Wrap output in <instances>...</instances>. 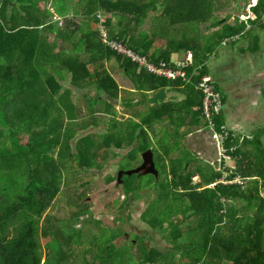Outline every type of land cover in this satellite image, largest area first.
I'll list each match as a JSON object with an SVG mask.
<instances>
[{
	"label": "trees",
	"instance_id": "trees-1",
	"mask_svg": "<svg viewBox=\"0 0 264 264\" xmlns=\"http://www.w3.org/2000/svg\"><path fill=\"white\" fill-rule=\"evenodd\" d=\"M213 1L78 0L72 9L78 20L61 22L49 8L50 0H0V264H64L62 236L53 238L47 213L65 177L70 172L75 175V166L103 169L104 163L98 161L103 147L129 149L125 159L131 161H142V155L153 149L160 175L148 188L157 198L142 218L166 234L168 247L162 251L140 237L130 247L118 248L119 235L103 233L85 250L83 264H264V129L251 139L230 132L225 144L235 161L233 169L228 168L229 178L240 175L243 185L223 183L224 172L183 142L188 134L207 126L202 116L204 98L196 90L199 79L209 74L207 63L224 43L241 35L257 39V27L264 25V0H258L251 6L255 19L217 20L212 35H188L187 23L199 27L202 16L214 17ZM55 4L59 15L64 9L71 11L63 2ZM157 11L162 13L153 16ZM101 13L120 18L119 29L111 19L106 21L111 39L156 63H171L173 54L190 50L193 64L187 71L190 76L198 74L188 84L169 81L117 55L103 43ZM170 21L175 29L182 24L179 39L169 32ZM158 40H165L167 47L156 48ZM113 58L135 80V92L121 89L107 69ZM64 73L73 88L94 89L95 98H86L85 106L77 104L73 88L61 84ZM168 89L187 98L153 104L149 93ZM115 100L123 101L130 118L115 117L104 134L76 139L97 126L96 106L116 116ZM215 121L222 131L224 112ZM195 176L199 183H194ZM124 180L121 186L118 180L117 186L128 195L121 213L141 187ZM84 199L80 193L69 202L78 208L73 212L76 219L89 211ZM192 219L196 225L191 227ZM42 220L48 224L44 231ZM42 235L49 250L45 259ZM96 248L97 256L92 258Z\"/></svg>",
	"mask_w": 264,
	"mask_h": 264
},
{
	"label": "rangeland",
	"instance_id": "rangeland-1",
	"mask_svg": "<svg viewBox=\"0 0 264 264\" xmlns=\"http://www.w3.org/2000/svg\"><path fill=\"white\" fill-rule=\"evenodd\" d=\"M256 1L257 0H214V17L210 18L208 15L202 16L199 27L197 26L196 22H194V25L187 23L186 28L191 31V35H196L198 32L200 37L210 36L215 31V29L211 27L212 23L217 20H228L229 23H235L236 19L241 18L242 16H251L252 11L250 6H253ZM51 2L52 6L49 7H53L52 11L56 12L57 7L55 2H57V4L63 2L65 5L70 7V10H72L75 8L78 0H51ZM209 2L212 4V0H209ZM67 13L68 11L66 14ZM161 13L162 11H157L153 13V16H159ZM101 15H103V19L105 21L111 19L113 27L119 29V17H115L112 14ZM55 19L61 20L56 17ZM72 19H75L76 21L78 20V18L75 17ZM167 23L169 32H171V34L173 32V35L177 36L176 33H178L182 28V24L176 25V27L179 29L178 30L175 29L173 25L169 24L171 21ZM147 26L149 28L150 24L148 23ZM201 39L200 41H202ZM157 42L160 45L159 47H162V45L165 44L164 40H158ZM236 45L237 43L232 40L228 43L227 47L232 48L236 47ZM223 48H225L224 45L220 46L216 50V54L211 58V60L215 59L216 56L221 53ZM211 60L209 62H211ZM221 61L224 62V59L222 58ZM209 62L207 63V66ZM73 99L77 104L85 106L86 98ZM99 117L104 116L100 115ZM103 130L105 129L103 128ZM201 139L202 138H191L186 136L183 141L184 146L195 153L198 157L204 156L206 159H209V157L210 159L217 158V156H219L217 151L219 147L214 135L208 133V140ZM75 141L76 140L73 141V144ZM205 149L207 150L206 154H202V151ZM102 150L103 152L101 153L98 161L104 163L103 170H98L97 168L86 170L79 168V166H75V175L72 177V172H70L68 177H65L62 191L47 213L48 217L50 218V229L56 234L53 238L59 239L60 235L62 236L61 247L67 257L64 264H83L87 258L85 255V250L90 248L91 246H89V244H91L93 241L96 242L97 236H101L103 233H106L105 235L107 236H111L115 233L118 234L119 238L115 240V244L118 246V248L126 246L130 247L134 242L137 241V239L139 240L140 237H144L152 241L154 246L160 250H167L168 243L166 234L162 233L159 229L153 228L151 225L144 222L142 218L143 213L147 210L150 203H152V201L157 198V193L155 191H151V189L148 188V183L157 179V175H142L139 173H134L126 175L124 174L122 176V180L120 182L121 184L119 186L125 182V177L135 187H141L138 189L137 194H135L136 198L134 197L129 203L130 206L126 208L124 213H121L120 206L128 199V195L124 192L122 187H117L119 184L118 180H120L119 175L118 180H114L112 183L110 182L109 178L113 177L115 179L117 177L116 174L118 173L119 168L128 171L138 168L142 165V161H131L127 159L120 161V159H118V156H121L120 154L115 156V152L105 147H103ZM234 162V159L230 160L227 165L228 168L233 169L235 165ZM215 166L220 169L219 162ZM194 179V183H199L198 178ZM80 193L84 194V201L87 202L89 211L81 214L79 219H76L73 217V212L77 211L78 208L75 205H70L69 202L72 199H76L77 195ZM132 195L133 194H131V196ZM45 222L46 221L44 220L41 222L43 231L44 227L48 226V224ZM189 225L191 227L195 226L196 219H192L189 222ZM60 228H62V232L60 231ZM185 229L186 228H184V231ZM56 232H58V234ZM41 240L44 245L43 254L45 259L49 254V250L47 248L45 249L46 241L44 235H42ZM184 240H188V235L184 237ZM54 241L55 240H52V242ZM93 256H97V248L94 250L92 258H94Z\"/></svg>",
	"mask_w": 264,
	"mask_h": 264
},
{
	"label": "crops",
	"instance_id": "crops-1",
	"mask_svg": "<svg viewBox=\"0 0 264 264\" xmlns=\"http://www.w3.org/2000/svg\"><path fill=\"white\" fill-rule=\"evenodd\" d=\"M257 2L258 0L255 4ZM49 6H52L51 0L49 2ZM49 8L52 11L53 7ZM67 11L68 13L66 14ZM54 12V17L59 18L62 21L72 19L74 17L72 10L69 11L64 9V13L60 15ZM252 15L256 18L253 12ZM261 23L264 24V17ZM182 34L183 31H181V34L178 32L176 38L179 39ZM188 35H191V31H189ZM255 36L258 37V40L247 35L237 37L234 40L237 45L232 48L227 47L229 42L224 43L223 45L225 48H223L221 53L217 55L215 59H210L211 62H209L207 66L209 74L214 77L218 84L219 91L226 99V106L224 110L226 128L233 135L247 139H251L256 132L264 129V25L257 27ZM164 43L165 44L162 46L163 48H166L168 44H166L165 40ZM155 46L158 49L162 48L159 47L160 45L157 41ZM188 52L192 51L181 50L178 53L173 54L171 62L174 63L184 61ZM222 58L224 59V62L221 61ZM106 66L114 78L118 81L121 89L129 90L131 92L136 91L137 87L135 80L128 75L126 69L117 58L107 61ZM61 84L64 85V88H73L70 83V76L66 73H64V79L61 81ZM166 91H170V93L174 94V96H169L168 99H161L157 102H161L162 100H178L180 98L184 100L187 98L183 93L173 91L172 89H168ZM161 92L163 91L150 92V98H157ZM95 96L94 89L78 90L73 88V98H95ZM102 98L105 100L109 99L106 98L105 95H103ZM157 102H154L153 100V104ZM113 103L117 110L116 116H113L110 113H104V109H102L101 106H96V109L100 111L96 113L97 126H91L88 130L81 132L79 134L80 136L78 135V138L89 133L104 134L107 128L110 127L112 119L115 117L118 120H126L130 118V115L125 113L126 111L122 100H115ZM100 115H103L104 117H99ZM103 128L105 130H103ZM208 133H210V130L208 126L204 125L187 136L191 138H202L201 140H208ZM111 150L115 152V156L116 154L117 156L119 154L121 155L118 156L120 161L124 160L125 156L130 151L129 149H117L116 147H112ZM206 151V149L202 151V154H206ZM200 158L216 165L218 156L214 159H210V157L209 159H206L204 156ZM194 178H198V176H195Z\"/></svg>",
	"mask_w": 264,
	"mask_h": 264
},
{
	"label": "built area",
	"instance_id": "built-area-1",
	"mask_svg": "<svg viewBox=\"0 0 264 264\" xmlns=\"http://www.w3.org/2000/svg\"><path fill=\"white\" fill-rule=\"evenodd\" d=\"M99 18V28L100 32H102L103 43L105 46L117 55L135 62L148 73L169 81L179 80L184 84L190 83L193 76L198 74V72H194L193 75L190 76L187 71V69L193 64L192 52H188L184 61L174 63L162 61L160 63H156L148 56L136 52L124 42L111 39L109 30L106 28V21L103 19V15H100ZM248 19H255V17L251 15L247 17L242 16L240 18L241 21H246ZM196 90L200 92L202 94V98H204V101H202V116H204L209 130L214 132V137L218 143L219 158L216 163H220V170L224 172L222 182L226 184L237 183L239 185H243L244 178L240 175H237L234 179L229 178L230 171L228 170L227 165L233 157L228 154L225 144L229 139L230 132L226 127H223L222 131H218L216 127L215 117L223 113L225 110L226 103L224 95L219 91L216 80L210 74L202 76L199 79L196 85Z\"/></svg>",
	"mask_w": 264,
	"mask_h": 264
},
{
	"label": "water",
	"instance_id": "water-1",
	"mask_svg": "<svg viewBox=\"0 0 264 264\" xmlns=\"http://www.w3.org/2000/svg\"><path fill=\"white\" fill-rule=\"evenodd\" d=\"M169 96H174V94H171L170 91H163L157 96V98H154V102H157L161 99H168ZM210 134L214 135V132L210 130ZM142 158H143V163L138 168L129 171L128 170L120 171L119 173L120 182L124 174H134V173L155 174L157 175V177L160 175V171L157 168V162L155 160V153L153 149H150L149 151L145 152Z\"/></svg>",
	"mask_w": 264,
	"mask_h": 264
},
{
	"label": "flooded vegetation",
	"instance_id": "flooded-vegetation-1",
	"mask_svg": "<svg viewBox=\"0 0 264 264\" xmlns=\"http://www.w3.org/2000/svg\"><path fill=\"white\" fill-rule=\"evenodd\" d=\"M217 151H218V155H219V149H218ZM218 158H219V156H218ZM142 163H143V162H142ZM102 170H103V169H102ZM120 171H123V170L119 168V171H118V173L116 174V175H117V177H118V175H119ZM125 175H126V174H125ZM158 177H159V176H158Z\"/></svg>",
	"mask_w": 264,
	"mask_h": 264
}]
</instances>
